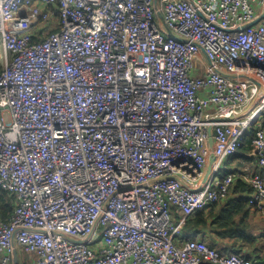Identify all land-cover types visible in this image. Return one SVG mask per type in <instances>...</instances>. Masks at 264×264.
<instances>
[{
	"label": "built area",
	"instance_id": "obj_1",
	"mask_svg": "<svg viewBox=\"0 0 264 264\" xmlns=\"http://www.w3.org/2000/svg\"><path fill=\"white\" fill-rule=\"evenodd\" d=\"M157 2L0 0V264L13 238L30 264H257L182 236L239 175L264 205V125L260 170L219 175L264 109V0Z\"/></svg>",
	"mask_w": 264,
	"mask_h": 264
},
{
	"label": "crops",
	"instance_id": "obj_2",
	"mask_svg": "<svg viewBox=\"0 0 264 264\" xmlns=\"http://www.w3.org/2000/svg\"><path fill=\"white\" fill-rule=\"evenodd\" d=\"M262 9L264 10V8ZM201 58L206 60V55L204 52L201 53ZM205 72L206 70L203 71V74ZM236 156V159L228 158L224 162L222 165L224 167V169L222 167L223 173H226L225 169H229L230 172H244V170L247 168H250L255 172L260 170V165L258 164V160L253 154L252 149L249 151L242 149L236 154ZM239 182L248 184L239 175L235 179L229 197L220 204L227 203L230 200L236 199L242 195V193L239 192L242 191L241 187L239 186ZM251 194L252 190L243 193V195L248 197V199L250 198ZM247 207H249L248 213L246 214L244 212L246 208L241 211L236 217V224L230 225V227L227 229L228 233L225 235H219L216 229L199 228L189 234L183 233L182 238L201 239L206 241L211 246L217 248L220 252L236 253L247 259L249 258L252 261L257 262L258 260H264V205L261 208H253L248 204ZM211 208L212 207L205 209L204 212L207 213ZM232 231H234L235 234L232 233ZM23 251L24 250L22 249V254Z\"/></svg>",
	"mask_w": 264,
	"mask_h": 264
},
{
	"label": "trees",
	"instance_id": "obj_3",
	"mask_svg": "<svg viewBox=\"0 0 264 264\" xmlns=\"http://www.w3.org/2000/svg\"><path fill=\"white\" fill-rule=\"evenodd\" d=\"M259 125H264V111L262 112L260 118L256 122V124L246 133V139L241 149L249 151L252 149V140L256 134V131ZM231 159H236L237 156L234 154L230 157ZM223 167V166H222ZM224 169V167H223ZM226 173H229V169H225ZM226 173H223V170L219 171L220 176H224ZM239 186L241 187L242 193L238 198L230 200L227 203L220 204L221 202L212 206V208L205 213V209L199 211L197 214L192 216L185 224L183 228L184 234H189L196 229L199 228H212L216 229L219 235H225L228 233V228L232 224H236L237 215L244 210L247 214L249 207V199L244 196L243 193L246 191H251V186L249 184H244L239 182ZM250 186V187H249ZM14 212V196H12L8 191L0 189V218L4 220H8ZM246 216V215H243ZM226 229V230H225ZM232 233L235 234L234 231ZM26 252L23 251V254ZM249 259V258H248Z\"/></svg>",
	"mask_w": 264,
	"mask_h": 264
},
{
	"label": "water",
	"instance_id": "obj_4",
	"mask_svg": "<svg viewBox=\"0 0 264 264\" xmlns=\"http://www.w3.org/2000/svg\"><path fill=\"white\" fill-rule=\"evenodd\" d=\"M156 10H157V15L159 16V18H163V15H162V12L158 6V2L156 0ZM264 19V10L262 11V13L259 15V17L251 22L249 25L251 24H256L260 21H262ZM173 34V33H172ZM211 63V62H210ZM260 91H261V88L260 90L254 94L252 97H251V100L250 102L248 103V105L246 106L245 110L244 111H248L252 106H254L257 102V99L260 95ZM209 145H210V149H211V154H210V157H209V160H208V163H207V167H206V171H205V176L203 178V183L206 182L210 176H211V173L214 169V164H215V161H216V154H215V138H214V133H213V126H210L209 128ZM185 186H187V184L183 183ZM189 187V186H187ZM190 189H194V188H191L189 187ZM65 238L69 239V240H73V241H76V242H86L87 239L89 238V236L86 238V239H83V240H75L73 239L71 236L67 235V234H64V233H61ZM20 261H19V253H18V246L15 242V239L13 238V248H12V264H19ZM200 264H214L212 262H207V261H203L201 262ZM257 264H264V260H258L257 261Z\"/></svg>",
	"mask_w": 264,
	"mask_h": 264
},
{
	"label": "rangeland",
	"instance_id": "obj_5",
	"mask_svg": "<svg viewBox=\"0 0 264 264\" xmlns=\"http://www.w3.org/2000/svg\"><path fill=\"white\" fill-rule=\"evenodd\" d=\"M44 25H45V23L41 24V26H44ZM201 68H202V61L200 60V61H198V73L201 72ZM263 111H264V109L261 111L260 114H262ZM21 251H22V248L19 247V249H18L19 261H20L19 264H30V258H31L30 255H28L27 253L22 254Z\"/></svg>",
	"mask_w": 264,
	"mask_h": 264
}]
</instances>
